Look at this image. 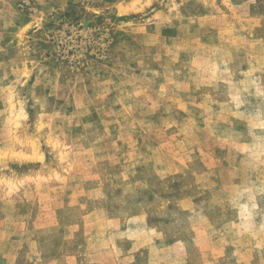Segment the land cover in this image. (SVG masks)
Masks as SVG:
<instances>
[{
    "label": "rangeland",
    "instance_id": "374dc122",
    "mask_svg": "<svg viewBox=\"0 0 264 264\" xmlns=\"http://www.w3.org/2000/svg\"><path fill=\"white\" fill-rule=\"evenodd\" d=\"M0 264H264V0H0Z\"/></svg>",
    "mask_w": 264,
    "mask_h": 264
}]
</instances>
